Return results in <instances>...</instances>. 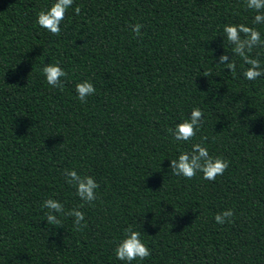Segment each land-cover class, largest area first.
I'll use <instances>...</instances> for the list:
<instances>
[{
    "label": "trees",
    "instance_id": "trees-1",
    "mask_svg": "<svg viewBox=\"0 0 264 264\" xmlns=\"http://www.w3.org/2000/svg\"><path fill=\"white\" fill-rule=\"evenodd\" d=\"M54 2L0 0V264H126L114 249L129 225L151 252L131 264H264V77L246 80L223 38L245 24L264 39L257 13L244 0H74L55 36L36 23ZM57 63L67 76L52 88L42 68ZM84 80L96 92L81 103ZM193 108L202 126L178 142L168 129ZM195 143L230 162L214 182L171 172ZM64 169L99 184L83 231L45 220L46 199L82 203ZM228 209L234 222L216 224Z\"/></svg>",
    "mask_w": 264,
    "mask_h": 264
},
{
    "label": "clouds",
    "instance_id": "clouds-1",
    "mask_svg": "<svg viewBox=\"0 0 264 264\" xmlns=\"http://www.w3.org/2000/svg\"><path fill=\"white\" fill-rule=\"evenodd\" d=\"M74 0H55L47 10H41L37 13L36 23L49 33L55 36L61 34V23L64 21L67 10L73 5ZM247 9L253 10L257 14L252 21L253 25H264V0H244ZM80 6L74 9V15H79ZM131 31L140 37L143 25L136 23L129 26ZM224 39L232 46V53L242 58L243 63L248 67L242 71V76L248 81H254L264 77V66L259 59V53L252 56L254 49L264 48V39L261 38V32L256 27H250L245 24H225L223 27ZM218 65H223L233 75L237 72V64L232 56L222 54ZM43 76L49 86L52 88H61L63 83L61 78L66 77V71L57 64H46L42 68ZM211 70L205 72L204 76L211 75ZM77 98L81 103H85L87 97L95 94L96 89L88 80H84L75 85ZM203 123V112L199 108L191 110L190 117L177 123L174 128L168 129V132L178 142L191 141L197 135L198 129ZM170 169L174 176L183 177L187 180L193 179L197 173L202 174L201 178L206 181L214 182L218 176H222L229 168L230 162L219 156L210 155L207 147L201 143L192 144L190 151H183L178 158L170 160ZM63 175L66 183L75 189V195L82 201L78 208L65 212L64 205L55 199H46L42 207L47 209L46 218L48 225H61L62 221L57 214L72 217L73 225L76 231H83L87 224L84 212L80 211L85 205H93L98 199L96 190L99 184L90 175H80L72 169H64ZM234 212L231 209L217 213L214 216L216 224L224 225L233 223ZM124 238L120 240L114 249L116 259L131 264L132 261H143L151 255L150 249L141 240V233L134 230L129 225L124 230Z\"/></svg>",
    "mask_w": 264,
    "mask_h": 264
}]
</instances>
